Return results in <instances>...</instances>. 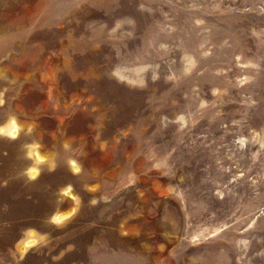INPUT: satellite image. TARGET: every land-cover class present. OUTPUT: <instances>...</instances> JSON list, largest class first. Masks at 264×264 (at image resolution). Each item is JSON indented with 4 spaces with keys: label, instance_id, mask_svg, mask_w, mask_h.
Masks as SVG:
<instances>
[{
    "label": "rangeland",
    "instance_id": "374dc122",
    "mask_svg": "<svg viewBox=\"0 0 264 264\" xmlns=\"http://www.w3.org/2000/svg\"><path fill=\"white\" fill-rule=\"evenodd\" d=\"M0 264H264V0H0Z\"/></svg>",
    "mask_w": 264,
    "mask_h": 264
},
{
    "label": "bare ground",
    "instance_id": "6f19581e",
    "mask_svg": "<svg viewBox=\"0 0 264 264\" xmlns=\"http://www.w3.org/2000/svg\"><path fill=\"white\" fill-rule=\"evenodd\" d=\"M69 213H70L69 211L61 212V213L58 214L56 217H57V219L62 220V219H65V217H66ZM32 243H33L32 240L27 241V245H31Z\"/></svg>",
    "mask_w": 264,
    "mask_h": 264
},
{
    "label": "clouds",
    "instance_id": "9594fccd",
    "mask_svg": "<svg viewBox=\"0 0 264 264\" xmlns=\"http://www.w3.org/2000/svg\"><path fill=\"white\" fill-rule=\"evenodd\" d=\"M76 171H79V169H76Z\"/></svg>",
    "mask_w": 264,
    "mask_h": 264
}]
</instances>
